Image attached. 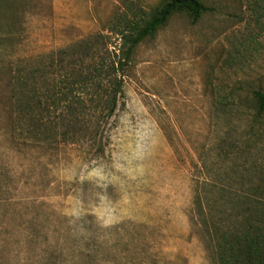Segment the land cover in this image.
<instances>
[{"label": "rangeland", "instance_id": "1", "mask_svg": "<svg viewBox=\"0 0 264 264\" xmlns=\"http://www.w3.org/2000/svg\"><path fill=\"white\" fill-rule=\"evenodd\" d=\"M166 1L0 0V264H214L190 219L193 182L203 164L231 166L215 145L228 130L242 151L243 100L264 91V0H200L196 23L175 13L139 44L101 154L17 146L1 111L5 68ZM222 96L232 119L215 111Z\"/></svg>", "mask_w": 264, "mask_h": 264}, {"label": "trees", "instance_id": "2", "mask_svg": "<svg viewBox=\"0 0 264 264\" xmlns=\"http://www.w3.org/2000/svg\"><path fill=\"white\" fill-rule=\"evenodd\" d=\"M205 11L200 0H167L149 12L131 10L104 32L5 68L7 90L1 98L7 105L1 111L13 141L46 151L77 145L103 153L136 47L175 13L185 12L196 23ZM213 103L216 113L228 119L237 113L229 96ZM243 105L253 113L241 153L236 155L228 130L215 145L222 149L226 143L231 166L217 174L203 164L205 175L193 182L190 219L214 264H264V159L254 153L264 148V91H252Z\"/></svg>", "mask_w": 264, "mask_h": 264}]
</instances>
